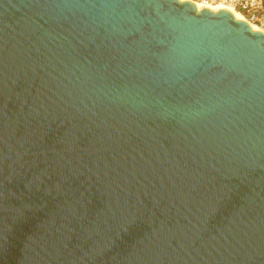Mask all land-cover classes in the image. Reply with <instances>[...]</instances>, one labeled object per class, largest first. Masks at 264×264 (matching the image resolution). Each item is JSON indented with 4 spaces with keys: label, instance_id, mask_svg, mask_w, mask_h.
I'll use <instances>...</instances> for the list:
<instances>
[{
    "label": "water",
    "instance_id": "1",
    "mask_svg": "<svg viewBox=\"0 0 264 264\" xmlns=\"http://www.w3.org/2000/svg\"><path fill=\"white\" fill-rule=\"evenodd\" d=\"M0 264H264V33L0 0Z\"/></svg>",
    "mask_w": 264,
    "mask_h": 264
},
{
    "label": "built area",
    "instance_id": "2",
    "mask_svg": "<svg viewBox=\"0 0 264 264\" xmlns=\"http://www.w3.org/2000/svg\"><path fill=\"white\" fill-rule=\"evenodd\" d=\"M204 4L231 7L264 33V0H194Z\"/></svg>",
    "mask_w": 264,
    "mask_h": 264
},
{
    "label": "bare ground",
    "instance_id": "3",
    "mask_svg": "<svg viewBox=\"0 0 264 264\" xmlns=\"http://www.w3.org/2000/svg\"><path fill=\"white\" fill-rule=\"evenodd\" d=\"M191 2H194V3H197V4H200V5H204V6H219V5H212V4H204L202 2H199V1H194V0H190ZM220 7H225V8H228V9H231L232 11H234L237 15H239L241 18H243L244 20H246V18L236 9L234 8H231V7H226V6H220ZM247 21V20H246ZM248 22V21H247ZM257 28V27H256Z\"/></svg>",
    "mask_w": 264,
    "mask_h": 264
}]
</instances>
